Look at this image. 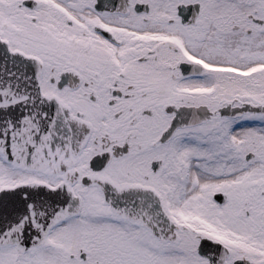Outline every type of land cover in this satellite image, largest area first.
Wrapping results in <instances>:
<instances>
[{"label":"snow or ice","instance_id":"snow-or-ice-1","mask_svg":"<svg viewBox=\"0 0 264 264\" xmlns=\"http://www.w3.org/2000/svg\"><path fill=\"white\" fill-rule=\"evenodd\" d=\"M0 264H264V0H0Z\"/></svg>","mask_w":264,"mask_h":264}]
</instances>
